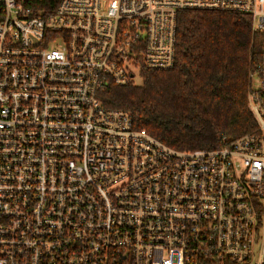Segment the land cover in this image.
<instances>
[{
  "label": "built area",
  "instance_id": "built-area-1",
  "mask_svg": "<svg viewBox=\"0 0 264 264\" xmlns=\"http://www.w3.org/2000/svg\"><path fill=\"white\" fill-rule=\"evenodd\" d=\"M0 0V264H264V45L257 130L180 151L99 98L175 64L184 10L264 0Z\"/></svg>",
  "mask_w": 264,
  "mask_h": 264
},
{
  "label": "trees",
  "instance_id": "trees-1",
  "mask_svg": "<svg viewBox=\"0 0 264 264\" xmlns=\"http://www.w3.org/2000/svg\"><path fill=\"white\" fill-rule=\"evenodd\" d=\"M59 0H38L50 8ZM264 33L248 13L184 10L177 17L175 64L144 70L141 83H110L98 95L105 107L129 111L146 129L180 151L213 150L253 133L250 74L256 71Z\"/></svg>",
  "mask_w": 264,
  "mask_h": 264
},
{
  "label": "rangeland",
  "instance_id": "rangeland-1",
  "mask_svg": "<svg viewBox=\"0 0 264 264\" xmlns=\"http://www.w3.org/2000/svg\"><path fill=\"white\" fill-rule=\"evenodd\" d=\"M136 82L139 84V83L142 82V79L141 78H138Z\"/></svg>",
  "mask_w": 264,
  "mask_h": 264
}]
</instances>
